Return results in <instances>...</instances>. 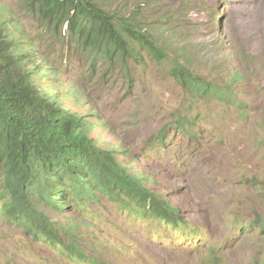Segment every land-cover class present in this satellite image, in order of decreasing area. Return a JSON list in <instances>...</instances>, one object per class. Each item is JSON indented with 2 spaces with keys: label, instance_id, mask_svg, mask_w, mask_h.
<instances>
[{
  "label": "rangeland",
  "instance_id": "obj_1",
  "mask_svg": "<svg viewBox=\"0 0 264 264\" xmlns=\"http://www.w3.org/2000/svg\"><path fill=\"white\" fill-rule=\"evenodd\" d=\"M99 1L124 14L144 2ZM149 1L142 18L169 61L156 62L144 50L127 76L112 70L101 81L98 73L89 79L75 58L58 60L65 50L43 63L33 48L27 68L41 92L82 117L89 137L113 150L132 174L147 177L146 186L180 210L190 228L180 233L162 220L139 218L138 209L105 195L50 214L62 225L77 223L78 244L99 264H214L213 257L219 264H261L264 239L239 228L264 214V0ZM0 21L25 40L23 48L51 42L39 41V24L19 0H0ZM171 58L231 98L184 91L169 73ZM178 117L191 119L186 134L174 127ZM163 129L165 142H159ZM197 231L205 242L192 237ZM80 260L0 217V264H91Z\"/></svg>",
  "mask_w": 264,
  "mask_h": 264
},
{
  "label": "trees",
  "instance_id": "obj_2",
  "mask_svg": "<svg viewBox=\"0 0 264 264\" xmlns=\"http://www.w3.org/2000/svg\"><path fill=\"white\" fill-rule=\"evenodd\" d=\"M19 3L39 24V41L49 38L51 42L47 47L23 48L25 40L13 37L0 21V217L75 263L83 258L99 264L78 244L77 223L62 225L50 211L62 215L70 204L86 205L98 195L138 209L135 215L139 218L152 217L171 230H187L180 213L146 187L145 179L122 166L113 150L99 147L88 136L83 118L41 92L33 81L35 72L27 68L32 64L33 48L43 63H49L59 48L65 50L67 54L60 53L58 60L75 58L86 67L89 79L98 73L101 81L109 78L112 70L127 76L129 66L140 63L144 50L156 62L169 61L142 18L150 1L144 0L126 14L123 9H106L99 0ZM171 59L169 73L184 91L195 98H231L229 91L196 76L187 63ZM38 68L40 74L45 70ZM189 124L191 119L185 117L174 120V127L185 134ZM165 133L161 130L156 140L165 142ZM260 197L264 206V184ZM253 223L264 235V217ZM194 236L204 238L203 234Z\"/></svg>",
  "mask_w": 264,
  "mask_h": 264
},
{
  "label": "clouds",
  "instance_id": "obj_3",
  "mask_svg": "<svg viewBox=\"0 0 264 264\" xmlns=\"http://www.w3.org/2000/svg\"><path fill=\"white\" fill-rule=\"evenodd\" d=\"M44 72V71H43ZM42 72V73H43ZM50 96V95H49ZM167 131L168 130H166V133H167ZM165 133V134H166ZM88 134V133H87ZM89 136V135H88ZM165 138H166V135H165ZM92 139V138H91ZM100 147V146H99ZM106 149V148H105ZM110 150V149H109ZM119 161V160H118ZM121 164V163H120ZM123 166V165H122ZM125 167H127V166H125ZM130 171V170H129ZM131 173V172H130ZM132 174V173H131ZM132 175H134V174H132ZM135 176H137V177H141V176H138V175H135ZM141 178H143V179H145L144 180V182H145V185H146V180H147V177H141ZM147 187V186H146ZM149 188V187H148ZM151 189V188H150ZM152 190V189H151ZM156 194V193H155ZM158 195V194H157ZM261 198V197H260ZM164 199V198H163ZM166 200V199H165ZM167 204H169L170 205V203H168L167 202ZM171 206V205H170ZM261 206H262V209L264 210V206H263V204H262V199H261ZM174 210H176L177 212H179L180 213V216H181V218L184 220V221H186L187 222V229L188 228H190V225H189V221L182 215V213L180 212V210H178V209H176V208H174L173 206H171ZM258 217H264V214L262 215V216H257L256 217V219L258 218ZM256 219H254L252 222H250V223H247V224H245V225H241L240 223V228H239V232L241 233V234H248V233H250V232H252V231H255L256 230V232H257V234L261 237V238H263L264 239V235H261L260 234V232H259V229L256 227V226H253L254 225V221L256 220ZM251 226V227H250ZM258 227H259V225H258ZM260 228V227H259ZM261 229V228H260ZM262 230V229H261ZM184 232V231H183ZM180 233H182V232H180ZM194 234H203L204 235V238H202V237H198V236H194ZM192 237L193 238H196L198 241L200 240L201 242L202 241H206V236H205V234H204V232L202 231V232H199V231H197V232H195V233H193V235H192ZM214 247L213 246H210V250L212 251V252H214ZM213 262H214V264H219V261H218V258H215V257H213ZM261 264H264V257H263V259H262V262H261Z\"/></svg>",
  "mask_w": 264,
  "mask_h": 264
},
{
  "label": "bare ground",
  "instance_id": "obj_4",
  "mask_svg": "<svg viewBox=\"0 0 264 264\" xmlns=\"http://www.w3.org/2000/svg\"><path fill=\"white\" fill-rule=\"evenodd\" d=\"M263 27H264V23H263Z\"/></svg>",
  "mask_w": 264,
  "mask_h": 264
}]
</instances>
